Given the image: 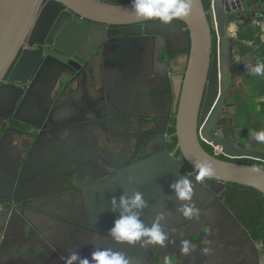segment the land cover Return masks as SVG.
<instances>
[{
    "label": "water",
    "instance_id": "95a60500",
    "mask_svg": "<svg viewBox=\"0 0 264 264\" xmlns=\"http://www.w3.org/2000/svg\"><path fill=\"white\" fill-rule=\"evenodd\" d=\"M43 1L0 0V82L31 30L46 18L40 25L44 38L37 41L53 48L42 51L38 58L23 52L19 69L32 64L34 69L27 79L10 77L29 83L13 119L30 129L7 128L0 120V201L12 196L14 190L15 201L24 200L22 206L32 211L12 212L0 206V264H24L39 246L52 252L59 264H65L71 252L90 256L97 249L122 252L130 264H150L163 245L142 247L140 243L117 242L109 235L117 215L111 210V199L136 192L142 193L145 201L140 211L145 225L151 226L163 216L159 222L168 235L164 245L169 242L179 247L184 235L202 227L230 238L244 237L234 244L237 247L254 246L222 196L229 184L252 188L264 196V151L257 149L264 144L237 126L240 109L229 98L231 83L240 76L232 73L227 28L234 18L255 17L250 0H210L208 9L203 0H192L191 14L168 24L138 19L131 0H53L42 6ZM213 35L218 37L214 49ZM88 56L93 62L100 60L106 76L99 88ZM158 56L165 62L163 74L152 64ZM71 82L74 86L69 88ZM59 84L62 92L53 106H47V97ZM5 88L6 97L15 96L14 87ZM17 92L16 101L22 95ZM99 109L101 113H96ZM105 116L125 118L129 124L118 122L110 129L116 135L106 140L113 150L95 149L88 159L82 142L93 137V128L108 132L99 126ZM141 125L146 129L143 132ZM61 128L67 135L64 139L56 132ZM70 129L79 131L75 147L55 156L43 153L41 147L46 143L74 144ZM27 136L32 137L29 145L33 146L22 152L18 142ZM40 136L46 142L36 145L34 151ZM11 138L17 140L15 146ZM203 143L211 147V154ZM241 159L261 167L235 162ZM198 161L211 162L215 177L197 181L194 165ZM69 164L75 165L70 177L78 183L72 192L59 188L41 196L17 198L22 190L33 192L64 184L56 166ZM40 168L53 173V179L40 183ZM85 177L90 181L83 183ZM179 178L192 181L191 202L178 200L170 188ZM41 197L45 206L31 203ZM184 203L198 212L184 217L178 211ZM188 225L187 232L183 226ZM181 227L183 236L171 239V230ZM32 234L40 241L32 242ZM190 250L202 260L216 254V250H199L192 243Z\"/></svg>",
    "mask_w": 264,
    "mask_h": 264
},
{
    "label": "flooded vegetation",
    "instance_id": "af4514ba",
    "mask_svg": "<svg viewBox=\"0 0 264 264\" xmlns=\"http://www.w3.org/2000/svg\"><path fill=\"white\" fill-rule=\"evenodd\" d=\"M53 0H44L42 6H45L46 4H48L49 2H51ZM59 13H62V10H58ZM62 19H65V17H62ZM37 20V18H36ZM46 20H48V18L44 20H41L39 24H37V26H34L33 30H31V32L29 33V35L26 37L24 44L21 46V49L19 51L18 57L15 59V61L13 62V64L11 65V67L9 68V70L7 71V73L4 75V77L2 78L1 82H0V120H2L3 122H5L6 127L7 128H15L17 130L20 131H28L30 128L24 124H21L18 121H15L13 119V115L15 113V110L19 104L20 99L22 98V96L26 93V90L29 88V83H22V82H17V81H12L10 79L11 75L13 78H25L27 79V77L29 76V74L31 73V69H34L35 66L30 65L29 67H26L25 65L22 66V70L19 69L20 65L19 64V57L20 55L24 52H32L33 54H35L38 58V56L40 55V53H45L48 50H53V48H51L49 45H47L46 43H40L37 40H39L40 38H44L43 34H42V23H46ZM36 22V21H35ZM42 25V26H40ZM57 51V50H56ZM69 60L71 59L70 56H68ZM87 61L89 62V64L91 66H93V80L95 82V85L97 88L101 87L104 80H105V74L101 71V62L99 59L96 60V62H93V59H91L89 56L87 58ZM183 62V60H182ZM153 67H156L158 71H160L161 74H163L164 72V66H165V62L162 59V56H158L157 59H155L153 57V61H152ZM24 69V70H23ZM23 72V73H22ZM5 86H12L14 87L15 90V96L8 98L5 96L4 91H6ZM74 86V83L71 82L69 84V88H72ZM68 88V89H69ZM17 90H20V92L22 93L21 97L16 101V98L18 96V92ZM62 87L61 84L57 85L50 96L47 97L46 100V105L48 106L49 104H54V102L57 100V98L59 97L60 93L62 92ZM96 113H101V110H96ZM154 115H150V118H153ZM1 117H3L4 119H2ZM100 128L107 130L108 132L106 133H102L101 131H99V129H95L93 128L91 131H93L92 136L93 137H86V140H84V148H83V153L84 155H86V157L89 159V156L94 153L95 149L98 148H109V150H112L114 147L109 146L108 145V141L106 140V138H112L113 136L115 137L116 133L115 131H111L110 129L113 128L118 122H124V123H128L127 120H125V118H112L109 116H105L103 118V120H100ZM103 122V124L101 123ZM142 122V121H141ZM1 129V126H0ZM145 129V127L143 125H141V132H143ZM113 130V129H112ZM135 129H133L132 131H125V135H129L130 132H133ZM146 130V129H145ZM73 131L72 129H70V132ZM58 136H61V139H64L66 135V133L64 132V129L61 128L59 130L56 131ZM40 136L39 139L37 140L35 146H34V151L36 150V145H40L43 144L45 141V139ZM93 139V140H90ZM16 139L15 138H11V142H12V146L16 145ZM158 141H160V138L158 139ZM21 142V143H20ZM32 142V137L31 136H27V138L23 141H19L18 142V146L17 148L22 151V152H26L29 151V149L32 148V144L29 145V143ZM20 143V144H19ZM47 144V143H46ZM78 144V142H75V145ZM66 145V143H65ZM173 145V144H172ZM203 145V144H202ZM29 147V148H28ZM204 147V145H203ZM16 148V147H15ZM47 148V150L45 149ZM55 148V149H53ZM57 146H49L46 145L45 147H41V150H43L45 155L48 156H55L57 153L64 151V149L61 150H57L56 149ZM50 150V151H48ZM74 150V149H73ZM65 151H68V149H65ZM102 152V151H100ZM82 152H80L81 155H83ZM14 154V153H13ZM18 154V151H16V155ZM88 154V155H87ZM24 156V154H23ZM70 159V158H68ZM56 161H57V157H56ZM48 168V167H47ZM42 169L41 175H40V183H44L47 180H51L52 178V174L51 172H45L43 168ZM57 171L59 172V170L61 171V174L64 176L66 182L63 186H61L60 190L63 191H70L72 188H74V186H77L78 183L76 181H74V179L72 177H70V175L72 174V172L75 170V165L73 164H69L68 166H64L63 167H59L56 166ZM45 172V173H44ZM58 172L56 173L57 177H58ZM73 177L76 179L78 177V175ZM1 181V180H0ZM90 181L89 177H85L84 178V182H88ZM59 186L57 185H53V186H49V187H40L39 190H33V192L31 191V189H27V190H22L20 192V194H17V198L18 199H25L28 195L31 194H37L36 196H41L42 192H45L47 190H56L58 189ZM15 189V188H14ZM227 190V186L225 191ZM225 191L222 193H225ZM61 193V192H60ZM64 194V193H63ZM12 196H7V198L5 200L0 201V206L4 209L10 210L12 212H20L21 210L24 211V213H29L32 210L28 209L26 207L22 206V203L24 200H21L20 202L15 201V197H14V190L13 193L11 194ZM35 196V197H36ZM55 195L51 194V197H54ZM58 197V196H57ZM224 200V204L228 207V209L231 211V213L234 215V217L236 218V220L243 226V228L246 230V232L248 233V235L250 236V238L252 239L254 246H250L249 244H245V246L243 247H237L234 244L238 243L240 240H244V237H241L239 239L238 238H230V237H226L223 236L222 234L220 235L217 230H210L208 228H202L200 227V229L198 230V232L196 233H187V236L184 235V238L182 237L183 234L180 232V230L182 229V227L179 229H173L171 230L170 233V238L171 239H175L177 241V239L179 237H182V240L185 239V237L191 241L192 244H194L196 246L197 249L199 250H203V251H209V250H216V254L214 257H210L207 260H202L201 256H197V254H195L193 251H189L187 254L181 252L180 247L181 246H172V245H168L169 242L167 243V245H163L160 249L156 250L151 258L152 262H150V264H264V241H258L254 235H252L251 231L249 230L248 226L246 225V223L244 222V218H242V216L240 215L241 212H239L236 208L234 207H230V205L228 204V202H226V198L225 196H223ZM57 199V198H56ZM32 204L36 205L37 207H43L45 206L43 203V198H37L35 199V201L31 202ZM243 212V210H242ZM244 213V212H243ZM37 217V216H35ZM184 230L186 229V231L188 232V226H183ZM27 238H30L29 235H26ZM18 238V237H17ZM224 238V239H222ZM31 241L32 242H39L40 239L32 234L31 235ZM180 241V239L178 240V242ZM44 247L39 246V249L36 253V255L34 257H32L30 260L31 262H29L28 264H59L58 260L55 259L54 254L50 251H44ZM47 249V248H46ZM208 256H212V255H208Z\"/></svg>",
    "mask_w": 264,
    "mask_h": 264
},
{
    "label": "clouds",
    "instance_id": "9594fccd",
    "mask_svg": "<svg viewBox=\"0 0 264 264\" xmlns=\"http://www.w3.org/2000/svg\"><path fill=\"white\" fill-rule=\"evenodd\" d=\"M131 7L138 19L145 21L156 20L164 24L183 19L191 14L192 0H131ZM247 71L254 75H264V64H245ZM250 135L261 144H264V129L252 132ZM197 170L195 179L203 181L205 178H214L215 169L209 161H198L194 165ZM255 170V169H254ZM178 200L191 202L194 194L193 183L188 178H179L170 185ZM111 210L116 213L109 235L117 242L129 244L140 243L142 247L164 245L168 239L159 219L147 226L140 219V211L145 207L143 194L133 193L131 196L121 195L119 199L113 197L110 201ZM184 217L190 218L198 209L190 203H184L178 209ZM191 248L190 240L181 241V252L187 254ZM65 264H130L129 259L122 252L112 249H97L90 256H81L71 252L65 257Z\"/></svg>",
    "mask_w": 264,
    "mask_h": 264
},
{
    "label": "crops",
    "instance_id": "0c3cea01",
    "mask_svg": "<svg viewBox=\"0 0 264 264\" xmlns=\"http://www.w3.org/2000/svg\"><path fill=\"white\" fill-rule=\"evenodd\" d=\"M249 5L256 13L255 17L250 18L248 14L247 18H234L227 28L229 49L232 56V73L240 76L231 83L232 90L229 91V98L240 109L237 126L243 128L245 133L264 129V75H254L245 68L246 63L259 62L264 64V0H250ZM78 135V130L76 133L71 131L70 140L77 142ZM60 138L62 137L60 136ZM74 144L67 146L68 143L65 145L53 142L51 145L57 146L56 149L58 150H71ZM82 145H85L84 142ZM257 149L264 151V145ZM64 184H57L58 189ZM28 262L31 260L28 259L26 262L23 260L24 264Z\"/></svg>",
    "mask_w": 264,
    "mask_h": 264
},
{
    "label": "trees",
    "instance_id": "16d2710c",
    "mask_svg": "<svg viewBox=\"0 0 264 264\" xmlns=\"http://www.w3.org/2000/svg\"><path fill=\"white\" fill-rule=\"evenodd\" d=\"M203 5L205 9H208L210 6V0H203ZM217 46L216 38L213 35V49ZM171 134L173 133V129L169 131ZM172 144H174V139L172 140ZM204 149L208 153H212V149L210 146L204 144ZM237 163L250 164L254 166L261 167V164L250 161L247 159L235 160ZM226 198V202L230 205V207L236 208L239 212H241L242 218H244V222L248 226L252 235L258 241H264V196L259 194L252 188L229 184L227 185V190L223 194ZM243 210V212H242Z\"/></svg>",
    "mask_w": 264,
    "mask_h": 264
},
{
    "label": "rangeland",
    "instance_id": "374dc122",
    "mask_svg": "<svg viewBox=\"0 0 264 264\" xmlns=\"http://www.w3.org/2000/svg\"><path fill=\"white\" fill-rule=\"evenodd\" d=\"M182 62V61H181ZM182 67V63L178 65V68H181Z\"/></svg>",
    "mask_w": 264,
    "mask_h": 264
},
{
    "label": "built area",
    "instance_id": "2783aa9c",
    "mask_svg": "<svg viewBox=\"0 0 264 264\" xmlns=\"http://www.w3.org/2000/svg\"><path fill=\"white\" fill-rule=\"evenodd\" d=\"M216 42L218 43V37H216ZM220 152V151H219Z\"/></svg>",
    "mask_w": 264,
    "mask_h": 264
}]
</instances>
